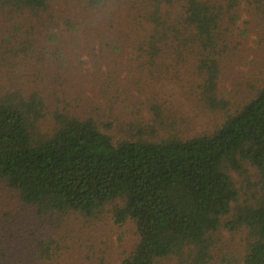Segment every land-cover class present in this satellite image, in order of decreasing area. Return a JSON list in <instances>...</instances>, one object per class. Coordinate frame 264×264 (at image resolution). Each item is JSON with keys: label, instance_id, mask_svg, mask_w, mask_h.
<instances>
[{"label": "trees", "instance_id": "obj_1", "mask_svg": "<svg viewBox=\"0 0 264 264\" xmlns=\"http://www.w3.org/2000/svg\"><path fill=\"white\" fill-rule=\"evenodd\" d=\"M53 1L0 0V189L42 218H94L113 204L114 222L132 221L139 238L121 264H211L221 229L244 231V264H264V76L234 108L220 91L224 64L238 49L241 11L264 24V0H182L176 18L174 0H141L133 24L152 33L134 45L137 60L167 52L178 62L195 59L201 106L224 116L211 134L157 143H115L91 120L60 113L51 133L39 131L43 98L6 75L34 59V38ZM153 116L162 123L158 110ZM232 174L246 176L252 189L244 201Z\"/></svg>", "mask_w": 264, "mask_h": 264}, {"label": "rangeland", "instance_id": "obj_2", "mask_svg": "<svg viewBox=\"0 0 264 264\" xmlns=\"http://www.w3.org/2000/svg\"><path fill=\"white\" fill-rule=\"evenodd\" d=\"M172 2V18H176L184 13V6L182 0ZM140 4L141 0L51 3L46 25L34 38V59L6 75L23 92L43 98L42 134L52 132L56 113L91 120L115 143L186 139L211 134L219 126L223 112L201 106L202 78L195 59L178 62L176 54L167 52L154 61L137 60L134 45L152 33L150 25L135 30L133 12ZM168 9L165 4L163 13ZM263 33L264 24L243 8L234 31L238 49L227 59L220 79V91L233 108L246 96L248 84L264 76ZM153 109L161 113L162 123L154 121ZM231 177L244 201L252 191L246 176ZM113 210L112 204L94 218L75 214L42 218L2 188L0 264H121L139 238L132 221L114 222ZM215 243L211 264H244V231L221 229ZM175 263L174 258L164 262Z\"/></svg>", "mask_w": 264, "mask_h": 264}]
</instances>
